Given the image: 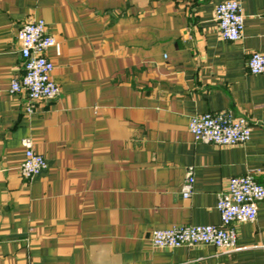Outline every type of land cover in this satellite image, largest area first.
Listing matches in <instances>:
<instances>
[{"label":"crops","instance_id":"obj_1","mask_svg":"<svg viewBox=\"0 0 264 264\" xmlns=\"http://www.w3.org/2000/svg\"><path fill=\"white\" fill-rule=\"evenodd\" d=\"M229 0H0V264H264V201L234 223L240 250L160 249L152 232L220 225V194L254 173L264 186V0H238L244 38H221ZM45 20L61 95L10 93L24 75L18 34ZM248 119L243 145L195 142L193 116ZM31 139L47 169L20 166ZM194 168L193 195L182 188Z\"/></svg>","mask_w":264,"mask_h":264},{"label":"built area","instance_id":"obj_2","mask_svg":"<svg viewBox=\"0 0 264 264\" xmlns=\"http://www.w3.org/2000/svg\"><path fill=\"white\" fill-rule=\"evenodd\" d=\"M222 40L238 42L244 38L245 15L238 0L219 4L215 10ZM21 45L24 75L15 78L10 85V93L26 92L29 98V112L32 102L53 100L61 95V88L53 78L55 66L47 57L48 50L56 44L49 34L45 20H33L24 24L18 34ZM248 70L252 75L264 74V55L251 54ZM189 132L195 142L217 146H237L246 144L252 135V127L247 118L235 116L231 112L207 113L193 116L189 122ZM25 157L20 166V174L32 180L47 169L43 155L33 148L31 139L23 141ZM194 168H189L182 188L185 199L194 193ZM264 201V186L259 184L253 172L229 181L228 190L219 196L217 209L220 225L174 226L152 232V245L160 249L179 247L193 248L199 245H212L228 251H237L238 236L234 223H254L258 218L259 205Z\"/></svg>","mask_w":264,"mask_h":264}]
</instances>
